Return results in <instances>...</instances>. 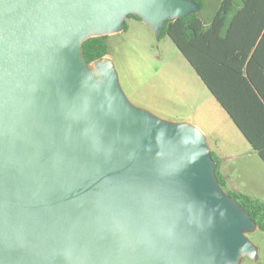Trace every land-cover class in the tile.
I'll list each match as a JSON object with an SVG mask.
<instances>
[{
    "label": "water",
    "instance_id": "95a60500",
    "mask_svg": "<svg viewBox=\"0 0 264 264\" xmlns=\"http://www.w3.org/2000/svg\"><path fill=\"white\" fill-rule=\"evenodd\" d=\"M193 0H0V264H241L256 221L204 132L136 106L83 42Z\"/></svg>",
    "mask_w": 264,
    "mask_h": 264
},
{
    "label": "trees",
    "instance_id": "16d2710c",
    "mask_svg": "<svg viewBox=\"0 0 264 264\" xmlns=\"http://www.w3.org/2000/svg\"><path fill=\"white\" fill-rule=\"evenodd\" d=\"M193 1L197 13L166 20L155 37L167 36L174 43L264 163V0H215L216 10L206 20L199 15L206 0ZM127 18L141 20L135 14ZM127 29L125 20L123 31ZM107 36L83 42L88 62L109 54ZM211 154L225 190L220 159L213 150ZM226 192L264 230V202L241 191Z\"/></svg>",
    "mask_w": 264,
    "mask_h": 264
},
{
    "label": "rangeland",
    "instance_id": "374dc122",
    "mask_svg": "<svg viewBox=\"0 0 264 264\" xmlns=\"http://www.w3.org/2000/svg\"><path fill=\"white\" fill-rule=\"evenodd\" d=\"M199 12L206 20L216 10L206 0ZM128 29L107 36L108 52L120 85L131 103L160 118L188 121L206 135L211 150L222 158L226 191H241L264 202V163L251 149L228 114L201 82L191 65L167 37L158 40L149 25L126 18ZM257 246V259L241 264H264V230L248 234Z\"/></svg>",
    "mask_w": 264,
    "mask_h": 264
},
{
    "label": "crops",
    "instance_id": "0c3cea01",
    "mask_svg": "<svg viewBox=\"0 0 264 264\" xmlns=\"http://www.w3.org/2000/svg\"><path fill=\"white\" fill-rule=\"evenodd\" d=\"M252 149V148H251ZM217 156L218 158L220 159V172L222 173L223 177H224V180H225V185H226V181H227V176H226V172H225V169L222 165L223 161H222V158H221V155L217 153ZM226 187V186H225Z\"/></svg>",
    "mask_w": 264,
    "mask_h": 264
}]
</instances>
